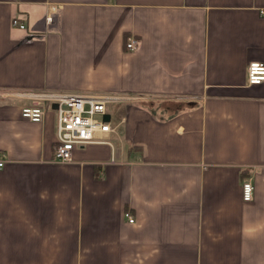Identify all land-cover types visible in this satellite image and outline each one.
<instances>
[{
    "label": "crops",
    "instance_id": "0c3cea01",
    "mask_svg": "<svg viewBox=\"0 0 264 264\" xmlns=\"http://www.w3.org/2000/svg\"><path fill=\"white\" fill-rule=\"evenodd\" d=\"M251 61L264 0H0V264H264ZM32 93L126 99L107 141L62 163L53 103L20 116Z\"/></svg>",
    "mask_w": 264,
    "mask_h": 264
},
{
    "label": "built area",
    "instance_id": "2783aa9c",
    "mask_svg": "<svg viewBox=\"0 0 264 264\" xmlns=\"http://www.w3.org/2000/svg\"><path fill=\"white\" fill-rule=\"evenodd\" d=\"M50 23L51 18H45ZM11 26L24 30L25 26L18 17L11 19ZM137 47V40L127 36L124 41V50L133 51ZM246 84L257 85L264 81V64L259 61H251L246 65ZM123 96L107 93H32L30 104L20 108V116L31 122H41L44 116V102L55 103V145L53 147V160L68 162L71 150L74 146L87 143L106 142V135L112 133L114 128L109 120L103 117L109 116L110 106L125 100ZM1 167V162H0ZM241 200L248 202L252 196V184L250 179H245L240 185ZM124 218L132 223L133 217L128 210L124 212Z\"/></svg>",
    "mask_w": 264,
    "mask_h": 264
},
{
    "label": "rangeland",
    "instance_id": "374dc122",
    "mask_svg": "<svg viewBox=\"0 0 264 264\" xmlns=\"http://www.w3.org/2000/svg\"><path fill=\"white\" fill-rule=\"evenodd\" d=\"M111 109H109V123L110 125L116 124L120 115V112H118V110H120V108L122 107V105H119V103H114L111 106ZM119 130V128H118Z\"/></svg>",
    "mask_w": 264,
    "mask_h": 264
},
{
    "label": "water",
    "instance_id": "95a60500",
    "mask_svg": "<svg viewBox=\"0 0 264 264\" xmlns=\"http://www.w3.org/2000/svg\"><path fill=\"white\" fill-rule=\"evenodd\" d=\"M52 105H53V106H52L53 108L56 107L55 103H53ZM103 120H104V121H108V120H109V116L106 114V115L103 117Z\"/></svg>",
    "mask_w": 264,
    "mask_h": 264
},
{
    "label": "trees",
    "instance_id": "16d2710c",
    "mask_svg": "<svg viewBox=\"0 0 264 264\" xmlns=\"http://www.w3.org/2000/svg\"><path fill=\"white\" fill-rule=\"evenodd\" d=\"M125 38H126V36H125ZM125 38H124V41H125ZM123 49H124V42H123ZM111 109V108H110Z\"/></svg>",
    "mask_w": 264,
    "mask_h": 264
}]
</instances>
